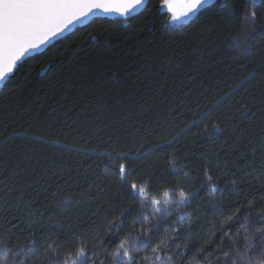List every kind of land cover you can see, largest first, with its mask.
Listing matches in <instances>:
<instances>
[{
	"label": "trees",
	"instance_id": "obj_1",
	"mask_svg": "<svg viewBox=\"0 0 264 264\" xmlns=\"http://www.w3.org/2000/svg\"><path fill=\"white\" fill-rule=\"evenodd\" d=\"M165 1L76 28L0 89L5 264L264 261V5L245 42L248 0L185 23Z\"/></svg>",
	"mask_w": 264,
	"mask_h": 264
},
{
	"label": "snow or ice",
	"instance_id": "obj_2",
	"mask_svg": "<svg viewBox=\"0 0 264 264\" xmlns=\"http://www.w3.org/2000/svg\"><path fill=\"white\" fill-rule=\"evenodd\" d=\"M166 2L168 11L172 13V20L179 21L182 17H188L190 14L196 15L205 5L212 3V0H180L179 4L174 3V0H166ZM142 3L143 0H0V83L12 78L26 55L39 52L54 38L63 35L70 25L87 19L94 10L119 13L121 16H125ZM259 5H264V0H248L245 22H250V24L245 42L254 38L257 12L252 9ZM214 6L220 7L219 0ZM178 7L181 9L179 14L177 13ZM223 7L228 8V4L225 3ZM127 172L128 169L124 164H121V181H126ZM207 179L210 181L212 178L209 176ZM151 186L149 183L137 189V185L134 183L131 185V193L134 198L139 195L146 199L147 189ZM215 190L214 186L213 191ZM172 192L174 193V189ZM163 195L165 203H167L170 191H165ZM181 197H184V193H181ZM152 204L159 205L160 200L153 198ZM157 210L159 211L158 208ZM228 219L231 221L232 217ZM252 223L260 224L261 228L258 231H264V213L257 215ZM248 246L252 247L251 244ZM120 247L123 248V244ZM8 254L9 249L0 250V264H5ZM119 254L118 249L115 255ZM85 255V250L81 248L78 256L84 257ZM228 255L229 253H225L226 258ZM123 256L129 261L132 259L127 250H124ZM232 264H236V262L233 261ZM261 264H264V261Z\"/></svg>",
	"mask_w": 264,
	"mask_h": 264
},
{
	"label": "water",
	"instance_id": "obj_3",
	"mask_svg": "<svg viewBox=\"0 0 264 264\" xmlns=\"http://www.w3.org/2000/svg\"><path fill=\"white\" fill-rule=\"evenodd\" d=\"M213 1L214 0H212V2ZM223 1H226V0H223ZM179 2H180V0H174V3H176V4H179ZM147 3H148V0H143V3L141 5L137 6L136 9H134L130 13L126 14L125 16H121L119 13H105L102 10H94V12L92 14H90L87 19H84L81 22H76L73 25H70L69 28L65 31V33L63 35H61V36H59L57 38H54L49 45H46V46L42 47L39 52H33L30 55H26L23 58V60L26 59V58H28V57H30V56H33L35 54H39V53L43 52L46 48H48L51 44H53L57 40H59V39L65 37V36L69 35L76 28L83 27V26L87 25L88 23H90L94 19H98V18H109V19L120 18V19H127L128 17H132V16H135V15H138L139 13H141L145 9ZM208 5H205V7H207ZM163 9L165 11H168V4H167L166 1L164 2ZM180 11H181V9L178 7L177 8V13L179 14ZM168 12H170V11H168ZM117 15H119L120 17L117 16ZM190 17H192L191 14L188 17H182L178 22L182 21V22L185 23V22H187L188 18H190ZM4 83H0V89L2 88V86L4 85Z\"/></svg>",
	"mask_w": 264,
	"mask_h": 264
},
{
	"label": "bare ground",
	"instance_id": "obj_4",
	"mask_svg": "<svg viewBox=\"0 0 264 264\" xmlns=\"http://www.w3.org/2000/svg\"><path fill=\"white\" fill-rule=\"evenodd\" d=\"M117 16H119V15H117ZM120 17V16H119Z\"/></svg>",
	"mask_w": 264,
	"mask_h": 264
}]
</instances>
